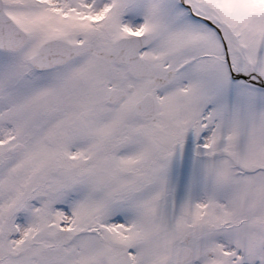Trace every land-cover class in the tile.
Wrapping results in <instances>:
<instances>
[{"label":"snow or ice","instance_id":"6c2138e0","mask_svg":"<svg viewBox=\"0 0 264 264\" xmlns=\"http://www.w3.org/2000/svg\"><path fill=\"white\" fill-rule=\"evenodd\" d=\"M0 264H264V0H0Z\"/></svg>","mask_w":264,"mask_h":264}]
</instances>
